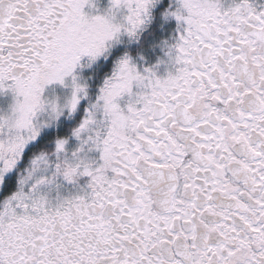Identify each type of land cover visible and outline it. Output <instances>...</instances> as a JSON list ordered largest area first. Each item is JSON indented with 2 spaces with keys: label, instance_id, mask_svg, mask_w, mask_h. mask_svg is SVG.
Segmentation results:
<instances>
[{
  "label": "snow or ice",
  "instance_id": "6c2138e0",
  "mask_svg": "<svg viewBox=\"0 0 264 264\" xmlns=\"http://www.w3.org/2000/svg\"><path fill=\"white\" fill-rule=\"evenodd\" d=\"M86 7L0 0V264H264V8ZM154 14L177 22L165 77L119 47ZM57 176L86 190L53 206Z\"/></svg>",
  "mask_w": 264,
  "mask_h": 264
},
{
  "label": "flooded vegetation",
  "instance_id": "af4514ba",
  "mask_svg": "<svg viewBox=\"0 0 264 264\" xmlns=\"http://www.w3.org/2000/svg\"><path fill=\"white\" fill-rule=\"evenodd\" d=\"M252 2L258 7V8H264V0H252ZM222 3L225 7L229 6L232 3V0H222ZM157 14H154L152 19L148 22V27H150L154 21L156 20ZM147 27V28H148ZM178 35L177 33V23H175V31L172 34V43H174L175 37ZM164 60L162 62L159 61L158 69H157V75L160 77H165L168 73V71L171 70V65L168 61L167 55L163 58ZM110 74V72H109ZM102 81L94 83L91 85V91L95 92L98 90L100 84ZM60 102H63L60 100ZM12 104V96L10 93L8 94H0V115H5L10 111V105ZM74 146V142L69 144V148L71 149ZM54 150V144L49 145L48 151L51 152ZM55 157L49 155V166L47 168H44L43 166L34 174V181L36 179L40 178H52L54 172H55ZM24 167H31L30 161L26 160L24 162ZM33 181V182H34ZM88 183L87 177L79 178L75 183H68L63 180L62 176H57L53 183L51 184H43L39 186V194L45 195L51 202L53 206L57 203L58 199H65V198H71L73 196H76L78 194H81L82 190H86V186Z\"/></svg>",
  "mask_w": 264,
  "mask_h": 264
},
{
  "label": "trees",
  "instance_id": "16d2710c",
  "mask_svg": "<svg viewBox=\"0 0 264 264\" xmlns=\"http://www.w3.org/2000/svg\"><path fill=\"white\" fill-rule=\"evenodd\" d=\"M174 31L175 23L169 22L162 14H157L154 23L138 34L133 45L126 44L120 49L141 63L146 61L157 64L165 57V42L170 45Z\"/></svg>",
  "mask_w": 264,
  "mask_h": 264
},
{
  "label": "rangeland",
  "instance_id": "374dc122",
  "mask_svg": "<svg viewBox=\"0 0 264 264\" xmlns=\"http://www.w3.org/2000/svg\"><path fill=\"white\" fill-rule=\"evenodd\" d=\"M94 3H95L94 9H89L88 7H86L84 9V11L87 13H90L91 15L102 14L103 10L109 6V0H94ZM168 21L172 22V23H177L175 21V19H173V18H169ZM147 27H148V24L146 25V27L141 32L145 31V29ZM121 40H122V43H121V45H119V47L122 48V46H125L126 44L133 45L134 42L137 40V38L134 40H129V38L127 36H123V37H121ZM131 58H132L133 62L139 67V69L141 71H143L144 68H154L155 71H157V69H158L159 62L157 64H155V63L153 64V63L146 62V61H145V63H141L140 61L134 59L133 57H131ZM163 58H161L159 61L162 62L164 60ZM68 92H69V90L66 88H62L61 86H58V85H53V86H50L49 88L46 89L45 96L47 98H50V99L59 98L62 101V99H64V97L68 95Z\"/></svg>",
  "mask_w": 264,
  "mask_h": 264
}]
</instances>
